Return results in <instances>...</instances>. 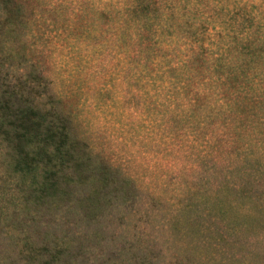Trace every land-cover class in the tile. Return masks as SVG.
I'll list each match as a JSON object with an SVG mask.
<instances>
[{
	"label": "rangeland",
	"instance_id": "1",
	"mask_svg": "<svg viewBox=\"0 0 264 264\" xmlns=\"http://www.w3.org/2000/svg\"><path fill=\"white\" fill-rule=\"evenodd\" d=\"M143 2L157 18L142 29L134 27V0H24L18 18L0 6V73L20 76L21 70L31 79L30 106L42 103L23 119L24 132L43 145L51 107L67 114L72 143L63 166L33 162L29 169L15 170L14 151L0 131V264H18L27 251L39 252L42 262L56 252L54 264H135L142 227L150 245L151 261L145 264L175 258L177 264H197L202 240L197 223L190 237L184 230L195 212L181 207L192 189L200 191L195 163L201 139L191 116L200 103L192 92L178 98L156 95L151 82L136 95L134 60L158 48L157 59L176 66L195 45L201 26L220 34L226 27L246 49L242 56L261 58L263 64L257 65L243 57L249 70L264 69V0ZM212 13L217 16L209 21ZM7 39L16 45L9 46ZM261 73L249 78L264 99ZM38 76L51 81L45 93L60 97L59 104L47 97L41 101L40 86L34 84ZM208 76L195 86L203 105V88L216 93L203 85ZM241 84L235 82L240 93ZM28 141L25 137L20 152H32ZM52 145L48 154L54 153ZM190 163L196 167L192 174L185 170ZM134 178L139 193L153 196L147 201L148 218L134 213Z\"/></svg>",
	"mask_w": 264,
	"mask_h": 264
},
{
	"label": "trees",
	"instance_id": "2",
	"mask_svg": "<svg viewBox=\"0 0 264 264\" xmlns=\"http://www.w3.org/2000/svg\"><path fill=\"white\" fill-rule=\"evenodd\" d=\"M143 1L134 0V27L140 29L148 28L157 18L154 19L150 11L149 2ZM0 6L4 14H12L16 18L25 9L24 0H0ZM4 14L3 18L7 17ZM212 14L208 15L209 21L217 16V12ZM202 23L207 22L204 20ZM7 26L9 32H14L13 23ZM229 26L233 28L236 25L231 23ZM223 30L224 33L220 34L213 29H202L201 26L199 32L195 31L196 40L192 43L195 45L189 49L186 59L176 66L170 67L158 60V48L149 50L144 60H134V80L137 81L135 94L142 95L151 82V88L157 90L156 95L165 93L170 95L169 98H178L192 92L195 95L193 100L200 103V109L197 107L196 113L191 114L199 126L201 139V150L196 159L198 163H195L199 167L200 191H188L181 207L186 212H195L193 222L186 224L184 230L185 235L190 237L192 225L197 223L199 236L202 237L197 264H264V99L257 89L251 88L253 80L249 78L262 75L264 69L259 66L250 71L242 58L257 65L263 63H260L261 58L251 54L242 56L241 50L246 49L238 46V37L226 27ZM14 41L9 40V46L12 43L16 45ZM7 57H11L8 51ZM231 58L234 60L230 61ZM206 72L209 76L205 77L203 85L216 93L203 88L206 99L203 105L195 93V86L200 84ZM17 74L21 77L12 72H8V75L0 73V131L8 140L11 152L14 151L13 167L15 170L29 169L33 162L42 163L46 167V162H57L63 166L65 156L72 149L66 125L67 114L65 116L48 107L50 130L44 134L49 139L42 145L37 138L28 137L30 134L24 132L22 121L30 116L27 113L39 111L42 103L30 106L34 100L31 79H24L21 70ZM35 80L34 84L41 89V101L47 97V101L53 105L61 102L56 94L45 93V88L51 83L49 79L38 76ZM238 80L242 83L241 93L235 88ZM25 137L32 145L31 153L19 150ZM74 138L76 141L77 138ZM51 143L54 153L48 154L47 147ZM195 166L190 163L185 170L192 174ZM42 173L46 174L47 171L42 169ZM139 190H142L140 184L134 178V213H142V217L148 218L151 211L147 208V201L153 196L149 193L148 197L139 193ZM139 231L134 262L145 264L151 261L147 255L150 253V245L146 242L148 237L145 228ZM236 252H240L239 258ZM55 253L42 262L39 252L27 251V255L25 253L22 262L18 264H54ZM256 256L261 258L257 260ZM175 260L171 259L172 263L168 264L180 262L179 258Z\"/></svg>",
	"mask_w": 264,
	"mask_h": 264
}]
</instances>
